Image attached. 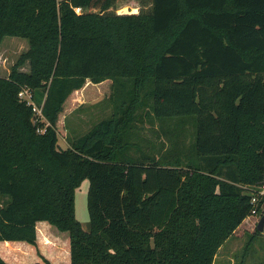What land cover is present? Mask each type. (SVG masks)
<instances>
[{"label":"trees","instance_id":"1","mask_svg":"<svg viewBox=\"0 0 264 264\" xmlns=\"http://www.w3.org/2000/svg\"><path fill=\"white\" fill-rule=\"evenodd\" d=\"M120 1L0 0V48L29 42L0 77V264H52L49 245L64 264H214L264 215V0ZM109 85L111 115L60 149L62 119Z\"/></svg>","mask_w":264,"mask_h":264},{"label":"rangeland","instance_id":"2","mask_svg":"<svg viewBox=\"0 0 264 264\" xmlns=\"http://www.w3.org/2000/svg\"><path fill=\"white\" fill-rule=\"evenodd\" d=\"M117 8L119 14L138 13L139 3L137 0H124L118 3ZM135 10L136 12H134ZM28 50L29 42L27 40L17 37L4 38L0 48V77H8L12 67L17 63L21 55ZM22 70L28 71V64L22 68ZM105 86L97 89L91 88L90 90L94 93H99ZM110 92L111 90L109 85L105 94L90 101L87 100L86 94L84 93V98L79 100L80 102L77 104L76 108L72 112H68L65 118L62 119V123L65 122L66 126L64 127V124H60V149L67 150L69 148L68 141L70 139L73 140L77 137L85 135L100 120L111 115V106L107 104L106 101H103L110 95ZM96 95L97 94H94V96ZM81 97H83L82 94ZM146 134L148 136H152L149 131H147ZM263 187L264 186H261L260 189ZM89 188V180H84L77 188L75 193L76 218L81 223V226L85 231L90 230V217L88 212ZM261 218L262 217L255 215L252 216V219H250L247 223L244 222L235 236L225 243L224 248L219 253L215 264H264V236L256 234V230L258 229L257 227ZM54 231H57V236H55L56 233ZM61 235L68 236L67 233H61L56 228L51 226L50 236H53V240L57 241L56 244L59 243L58 241L61 238H63ZM48 248L49 249L46 253L48 257H50V260L48 259L50 263L64 264V259L63 257L61 258V250L57 251L54 245H49ZM14 251L17 252V257H19L24 262L33 261L36 259L35 253L30 248L25 247L14 249ZM56 253H58V255ZM55 260L57 262H55Z\"/></svg>","mask_w":264,"mask_h":264},{"label":"built area","instance_id":"3","mask_svg":"<svg viewBox=\"0 0 264 264\" xmlns=\"http://www.w3.org/2000/svg\"><path fill=\"white\" fill-rule=\"evenodd\" d=\"M78 12L81 13L82 9H79ZM19 98L22 101H25L28 105H31L33 107V111L35 113V118H34L35 123L44 120L43 107H40L35 103V101L33 100L32 92L30 89H28V88L23 89L19 93ZM256 194L257 195L252 200L253 204H256L259 201V197L264 196V187L262 189H259V191ZM255 215H256V211L254 210L252 213V216H255Z\"/></svg>","mask_w":264,"mask_h":264},{"label":"crops","instance_id":"4","mask_svg":"<svg viewBox=\"0 0 264 264\" xmlns=\"http://www.w3.org/2000/svg\"><path fill=\"white\" fill-rule=\"evenodd\" d=\"M250 219H252V217L247 218L244 222L247 223ZM240 228H241V226H240ZM240 228L238 229V231L240 230ZM238 231H237V232H238ZM261 233H262V235L264 236V233H263V232H261ZM231 238H232V237H231ZM231 238H229V239L227 240V242H228ZM224 245H225V244H224ZM224 245H223L222 248L220 249L219 253L223 250ZM219 253H218V255H219ZM218 255H217V257H218ZM217 257H216V259H215V262H216V260H217ZM214 264H215V263H214ZM231 264H234V263H231Z\"/></svg>","mask_w":264,"mask_h":264},{"label":"water","instance_id":"5","mask_svg":"<svg viewBox=\"0 0 264 264\" xmlns=\"http://www.w3.org/2000/svg\"><path fill=\"white\" fill-rule=\"evenodd\" d=\"M257 228L260 232L264 231V215L262 216Z\"/></svg>","mask_w":264,"mask_h":264}]
</instances>
